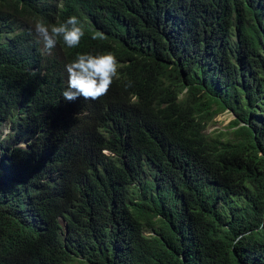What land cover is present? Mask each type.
<instances>
[{
	"label": "trees",
	"instance_id": "obj_1",
	"mask_svg": "<svg viewBox=\"0 0 264 264\" xmlns=\"http://www.w3.org/2000/svg\"><path fill=\"white\" fill-rule=\"evenodd\" d=\"M59 3L0 0V264H264V0ZM82 53L118 61L99 101L62 97Z\"/></svg>",
	"mask_w": 264,
	"mask_h": 264
},
{
	"label": "clouds",
	"instance_id": "obj_2",
	"mask_svg": "<svg viewBox=\"0 0 264 264\" xmlns=\"http://www.w3.org/2000/svg\"><path fill=\"white\" fill-rule=\"evenodd\" d=\"M63 0L58 4L63 8ZM34 30L38 36L37 43L42 44L39 49L41 55H51L58 43L62 42L68 49L79 48L85 35L83 25L76 16L69 17L64 22L46 24L43 20H37ZM102 33H93L91 39H102ZM67 72V84L62 92L65 101H75L83 98L84 101H99L110 90L115 78L118 76V61L111 54L92 55L90 53L77 54L76 57L65 65ZM12 133L10 130L0 132V156L2 148L9 141ZM13 150H27V145L20 143Z\"/></svg>",
	"mask_w": 264,
	"mask_h": 264
},
{
	"label": "rangeland",
	"instance_id": "obj_3",
	"mask_svg": "<svg viewBox=\"0 0 264 264\" xmlns=\"http://www.w3.org/2000/svg\"><path fill=\"white\" fill-rule=\"evenodd\" d=\"M233 115L229 112L219 115L213 122V124L207 130L208 134H218L219 132H227L229 129V123L233 119ZM8 130V129H5ZM4 130V131H5Z\"/></svg>",
	"mask_w": 264,
	"mask_h": 264
}]
</instances>
